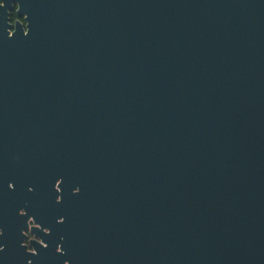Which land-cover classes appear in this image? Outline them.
<instances>
[{
    "label": "water",
    "instance_id": "95a60500",
    "mask_svg": "<svg viewBox=\"0 0 264 264\" xmlns=\"http://www.w3.org/2000/svg\"><path fill=\"white\" fill-rule=\"evenodd\" d=\"M34 3L0 24V264H264V0ZM35 196L78 254L28 250Z\"/></svg>",
    "mask_w": 264,
    "mask_h": 264
},
{
    "label": "flooded vegetation",
    "instance_id": "af4514ba",
    "mask_svg": "<svg viewBox=\"0 0 264 264\" xmlns=\"http://www.w3.org/2000/svg\"><path fill=\"white\" fill-rule=\"evenodd\" d=\"M34 4V0H0V24L8 23L11 31L20 26L27 30L28 20L26 16L28 12H31ZM60 199L61 196L58 197V200ZM61 208H64L63 211L67 213L63 212V216L57 218V210H53L52 207L48 205L47 201L39 203L38 198L35 196L34 204L31 207L32 215L28 220L27 228L24 230V243L27 245L29 251L35 254L38 253L41 246L47 247L52 245L51 243H54L58 235L64 238L65 247L67 249H75V253L78 254L79 249L83 248V237H80L78 234L79 228L74 227L72 222L71 224L69 223V219L72 220V215L76 212L68 206ZM13 210L15 212V209ZM87 218L89 220V232L87 234L88 249L96 254V220L92 209L88 212ZM58 221L66 222L65 225L61 227V232L56 228ZM3 223H5L4 220ZM3 227L0 226V233L14 236V232H10V235L8 234V231L11 229L5 224ZM57 249L62 250L61 245H59ZM74 254H72L71 257ZM48 255V257L51 258L52 251H50ZM68 263L69 260H67L66 264Z\"/></svg>",
    "mask_w": 264,
    "mask_h": 264
}]
</instances>
